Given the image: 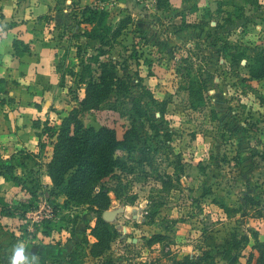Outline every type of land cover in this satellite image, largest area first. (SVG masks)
Segmentation results:
<instances>
[{
    "label": "rangeland",
    "instance_id": "374dc122",
    "mask_svg": "<svg viewBox=\"0 0 264 264\" xmlns=\"http://www.w3.org/2000/svg\"><path fill=\"white\" fill-rule=\"evenodd\" d=\"M88 1L57 0L53 6L56 29L47 35L56 38L62 56L45 85L54 107L33 123L58 126L75 96L83 95L67 70L79 71L81 62L100 53L96 40L80 34L87 26L79 23V11ZM218 1L91 0L113 28L125 22L99 59L113 60L118 75L130 76L131 87L122 98L110 94L80 119L113 127L117 136L133 126L138 143L131 172L119 177V196L109 194L106 209L124 211L108 222L118 233L108 249L99 255L87 250L94 220L83 206L63 219L68 243L83 248L79 264H264L255 249L264 241V79H249L244 60H230L231 47L251 54L264 41V0H223L217 11ZM139 83L165 101L163 114L153 108L150 121L130 109L131 99L144 91ZM195 83L199 105L191 94ZM51 149L48 140L43 149L36 147L37 159L23 166L30 169L27 177L42 168ZM167 176L169 182L161 183ZM43 190H37L36 207L46 201Z\"/></svg>",
    "mask_w": 264,
    "mask_h": 264
},
{
    "label": "trees",
    "instance_id": "16d2710c",
    "mask_svg": "<svg viewBox=\"0 0 264 264\" xmlns=\"http://www.w3.org/2000/svg\"><path fill=\"white\" fill-rule=\"evenodd\" d=\"M161 4L164 6L165 2ZM225 4L223 0L218 1L216 10L220 11ZM79 16V23L87 26L80 34L87 39L96 40L100 53L103 52L102 46L111 45L125 26V22L120 20L119 25L113 28L107 21L106 11L90 5L82 6ZM229 16L230 13L226 12L223 20H228ZM11 49L13 55L18 56L28 52L29 46L19 39H13ZM231 49V62L238 65L244 60L242 66L249 79H264V41L256 46L251 54L235 47ZM100 53L89 56L87 62H81L79 71L67 70V74L76 77V83L83 86V95L75 96V105L60 119L58 126L50 125L44 120L41 129L36 133L39 149L44 148L46 140L52 145L49 159L44 164L50 185L44 186L40 183L39 169H33L34 171H31L33 176L27 177L28 173L15 174L14 165L0 163V176L18 185L26 194L25 198L14 201L9 206L1 205V212L4 214L14 212L23 218L27 211L36 208L37 190L43 188V192L46 193L45 199L57 220L42 219L33 225V229L39 228L43 235H47L52 230L62 228L64 217L83 206L94 220L89 230L95 239L88 248L92 255L106 251L110 240L118 235L110 223L100 218V214L109 205V194L115 198L119 196V177L131 172V154L138 143V134L133 126L126 128L117 136L113 127L85 125L80 119L82 113L96 109L110 94H114L117 99L118 96L122 98L130 93V76L118 75L117 64L110 59H99ZM90 64H95V69ZM0 83H3L2 78ZM139 86L144 91L139 96H134L130 102V109L135 117L150 121L153 118V108L159 115L163 114L165 101H157L148 89L140 83ZM195 86L196 91H191V94L198 99L199 105L202 100L201 89L196 83ZM191 87L193 89V84ZM141 96L145 99L141 100ZM33 125L39 127L40 124L35 122ZM33 156L31 153H24L26 158ZM169 180L170 176H167L161 183L167 184ZM109 182L113 185H109ZM77 218L78 213H75L71 221L74 222ZM241 239L247 242V236H242ZM255 249L258 262L263 263L264 241H258ZM82 255L83 248L75 243L67 255L69 263L79 264Z\"/></svg>",
    "mask_w": 264,
    "mask_h": 264
},
{
    "label": "crops",
    "instance_id": "0c3cea01",
    "mask_svg": "<svg viewBox=\"0 0 264 264\" xmlns=\"http://www.w3.org/2000/svg\"><path fill=\"white\" fill-rule=\"evenodd\" d=\"M56 1L0 0V78L3 79L0 83V163L14 165L17 175H27L30 169L23 166L37 159L34 152L38 131L32 120L40 118L45 108L54 107L46 98L50 88L45 84L62 56L56 48V38L47 35L49 30L56 29L51 22ZM90 3L91 0L85 4ZM13 39L28 44V52L13 55ZM24 153L34 156L26 158ZM46 156L48 159L49 152ZM39 171L40 183L49 186L44 164ZM25 197L18 185L0 176V209L1 205L9 206ZM27 212L21 218L14 212L4 214L0 210V264H9L12 247L17 243L25 247L26 255L37 256L38 264H70L67 255L73 249V241L71 245L68 243V234L62 228L47 235L33 226L31 231L25 223Z\"/></svg>",
    "mask_w": 264,
    "mask_h": 264
},
{
    "label": "built area",
    "instance_id": "2783aa9c",
    "mask_svg": "<svg viewBox=\"0 0 264 264\" xmlns=\"http://www.w3.org/2000/svg\"><path fill=\"white\" fill-rule=\"evenodd\" d=\"M26 218L25 223L31 231L32 226L39 223L42 219L57 220V216L54 215L51 206L46 201H42L40 207L29 210Z\"/></svg>",
    "mask_w": 264,
    "mask_h": 264
},
{
    "label": "clouds",
    "instance_id": "9594fccd",
    "mask_svg": "<svg viewBox=\"0 0 264 264\" xmlns=\"http://www.w3.org/2000/svg\"><path fill=\"white\" fill-rule=\"evenodd\" d=\"M9 264H38V257L32 254L26 255L25 247L17 243L12 247Z\"/></svg>",
    "mask_w": 264,
    "mask_h": 264
},
{
    "label": "water",
    "instance_id": "95a60500",
    "mask_svg": "<svg viewBox=\"0 0 264 264\" xmlns=\"http://www.w3.org/2000/svg\"><path fill=\"white\" fill-rule=\"evenodd\" d=\"M123 211H124L123 206L115 207L112 209H105L101 212L100 218L106 222H113L115 220V216L118 213H122Z\"/></svg>",
    "mask_w": 264,
    "mask_h": 264
}]
</instances>
